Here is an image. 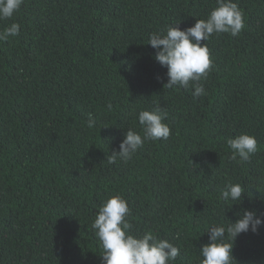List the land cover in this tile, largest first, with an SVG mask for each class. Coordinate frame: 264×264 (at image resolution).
<instances>
[{
  "label": "trees",
  "instance_id": "trees-1",
  "mask_svg": "<svg viewBox=\"0 0 264 264\" xmlns=\"http://www.w3.org/2000/svg\"><path fill=\"white\" fill-rule=\"evenodd\" d=\"M233 2L244 28L207 41L213 67L197 98L164 88L167 69L147 43L207 19L216 0H25L0 21V31L21 25L0 42V264H102L92 223L117 194L134 233L180 249L173 264H201L208 228L264 214V0ZM156 106L170 137L109 163ZM241 134L258 141L247 162L230 158L227 140ZM228 183L244 188L237 204L221 198ZM233 258L264 264V225L235 240Z\"/></svg>",
  "mask_w": 264,
  "mask_h": 264
},
{
  "label": "clouds",
  "instance_id": "clouds-1",
  "mask_svg": "<svg viewBox=\"0 0 264 264\" xmlns=\"http://www.w3.org/2000/svg\"><path fill=\"white\" fill-rule=\"evenodd\" d=\"M25 0H0V21L13 20ZM179 23L168 25L165 30L152 32L148 43L155 49L154 59L167 69L168 82L165 89L174 87L193 88L194 98L206 95L202 80H207L213 67L207 41L213 35L229 34L236 37L244 28V13L233 0H216V7L207 19H198L194 26L180 30ZM21 25L12 22L0 31V42L20 34ZM206 42V43H202ZM109 110L111 105L108 106ZM167 111L160 106L138 113L141 132L128 129L119 151L113 152L108 160H131L138 149L147 141L167 140L171 129L164 123ZM97 121L89 114L87 126L95 127ZM227 144L231 150V159L247 162L258 150L257 139L248 134L229 138ZM244 188L241 184L228 183L221 192V198L227 203L241 201ZM131 209L122 195L109 197L100 206L92 223L95 235L102 247V264H173L180 255V249L167 239L159 238L153 231L142 234L132 231ZM235 223L208 228L209 243L200 251L201 264H233V246L241 235L251 231L253 234L264 225V214L245 210Z\"/></svg>",
  "mask_w": 264,
  "mask_h": 264
}]
</instances>
